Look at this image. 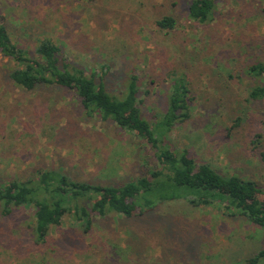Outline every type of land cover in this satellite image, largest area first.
<instances>
[{"label":"rangeland","instance_id":"obj_1","mask_svg":"<svg viewBox=\"0 0 264 264\" xmlns=\"http://www.w3.org/2000/svg\"><path fill=\"white\" fill-rule=\"evenodd\" d=\"M188 2L82 0L88 4L84 12L64 0H32L25 39L37 29L49 33L75 63L106 74L111 93L121 91L124 73L135 71L141 78L140 109L149 121L165 109L170 75L185 71L198 102L192 119L174 128L172 144L264 188V160L251 145L262 135L257 152L264 153V102L248 103L250 81L237 80L248 64L264 62V2L218 0L207 25L186 22ZM12 8L0 10L9 16ZM171 13L180 26L166 35L156 21ZM21 25L16 30L22 37ZM195 34L202 43L191 44ZM5 65L0 57V178L28 179L38 170L60 169L75 180L119 186L154 165L148 146L113 123L88 116L70 90L25 92L9 81ZM236 117L241 123L226 138L225 129ZM31 217V210L0 217V264H234L264 247V229L218 206L192 207L184 201L133 218L96 216L89 230L65 219L51 228L44 245H35L27 230Z\"/></svg>","mask_w":264,"mask_h":264},{"label":"trees","instance_id":"obj_2","mask_svg":"<svg viewBox=\"0 0 264 264\" xmlns=\"http://www.w3.org/2000/svg\"><path fill=\"white\" fill-rule=\"evenodd\" d=\"M31 1L0 0V8L9 4L13 6L9 16L0 10V57L6 60L9 81L25 92L42 87L70 90L88 116L113 123L148 146L154 165L144 176L119 186L75 180L60 169L38 170L28 179L0 178V217L7 218L18 210H31L27 230L35 245H44L51 228L60 227L65 219L72 220L76 227L89 230L96 216L116 213L133 218L160 204L181 201L192 207L218 206L224 213L264 229V188L256 180L220 172L209 161L199 162L191 148L179 149L170 141L174 128L192 119L198 102L188 73L178 71L170 75L164 93L165 109L149 121L140 109L143 102L141 78L135 71L124 73L119 86L121 91L111 93L104 82L105 73L99 76L96 69L75 63L71 55H65L62 42L49 33L37 29L34 36L28 37L29 41L25 39L31 29L24 25L33 13ZM64 1L84 12L88 5L81 3L82 0ZM217 2L189 0L186 22L195 25L211 23ZM90 19H93L92 14ZM20 24L25 32L22 37L16 30ZM156 26L160 32L170 35L180 24L178 17L171 13L157 19ZM189 39L191 44L202 43L196 34ZM119 56L122 57L118 55V59ZM121 61L123 58L118 60ZM117 65L121 72V65ZM105 69L109 70V66L106 65ZM229 78L235 76L229 75ZM237 78L238 81L241 78L250 81L245 90L248 103L259 105L264 102V62L248 64ZM232 121L225 129L226 138L239 127L241 117ZM255 136L251 143L252 152H256L259 160H264V153L257 152L262 135ZM234 264H264V247Z\"/></svg>","mask_w":264,"mask_h":264}]
</instances>
